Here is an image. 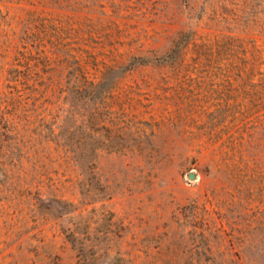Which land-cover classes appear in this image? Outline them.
<instances>
[{
	"label": "rangeland",
	"instance_id": "rangeland-1",
	"mask_svg": "<svg viewBox=\"0 0 264 264\" xmlns=\"http://www.w3.org/2000/svg\"><path fill=\"white\" fill-rule=\"evenodd\" d=\"M0 264H264V0H0Z\"/></svg>",
	"mask_w": 264,
	"mask_h": 264
},
{
	"label": "water",
	"instance_id": "water-1",
	"mask_svg": "<svg viewBox=\"0 0 264 264\" xmlns=\"http://www.w3.org/2000/svg\"><path fill=\"white\" fill-rule=\"evenodd\" d=\"M189 177H190V178H193V177H194V175H193V174H190V175H189Z\"/></svg>",
	"mask_w": 264,
	"mask_h": 264
}]
</instances>
